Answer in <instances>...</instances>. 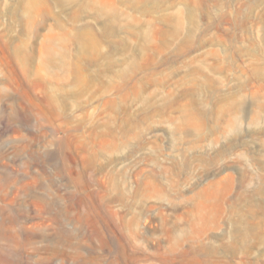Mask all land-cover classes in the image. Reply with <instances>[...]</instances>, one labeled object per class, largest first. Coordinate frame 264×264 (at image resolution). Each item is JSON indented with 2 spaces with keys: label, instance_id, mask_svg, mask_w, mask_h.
I'll list each match as a JSON object with an SVG mask.
<instances>
[{
  "label": "rangeland",
  "instance_id": "374dc122",
  "mask_svg": "<svg viewBox=\"0 0 264 264\" xmlns=\"http://www.w3.org/2000/svg\"><path fill=\"white\" fill-rule=\"evenodd\" d=\"M0 264H264V0H0Z\"/></svg>",
  "mask_w": 264,
  "mask_h": 264
}]
</instances>
